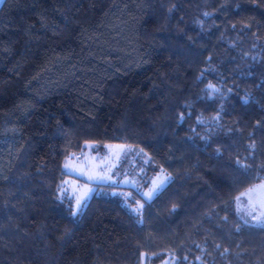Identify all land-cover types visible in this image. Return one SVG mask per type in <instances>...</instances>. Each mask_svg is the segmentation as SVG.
Here are the masks:
<instances>
[{"label":"trees","instance_id":"16d2710c","mask_svg":"<svg viewBox=\"0 0 264 264\" xmlns=\"http://www.w3.org/2000/svg\"><path fill=\"white\" fill-rule=\"evenodd\" d=\"M88 141L170 178L140 212L113 182L76 210ZM261 179L264 0L1 1L0 264H264L237 209Z\"/></svg>","mask_w":264,"mask_h":264},{"label":"rangeland","instance_id":"374dc122","mask_svg":"<svg viewBox=\"0 0 264 264\" xmlns=\"http://www.w3.org/2000/svg\"><path fill=\"white\" fill-rule=\"evenodd\" d=\"M149 161L146 151L135 143L107 141L100 146L88 141L84 148L65 159V168L77 176L66 177L62 193L74 197L77 210V200L81 206L96 189L97 182H113L119 185L113 192L122 194L125 203L140 212L144 199H150L170 178V173L163 169L148 174ZM237 209L244 220L264 225V179L240 191ZM173 262L169 256L158 262L148 261L145 257L140 264Z\"/></svg>","mask_w":264,"mask_h":264},{"label":"snow or ice","instance_id":"6c2138e0","mask_svg":"<svg viewBox=\"0 0 264 264\" xmlns=\"http://www.w3.org/2000/svg\"><path fill=\"white\" fill-rule=\"evenodd\" d=\"M80 208V200H77V209Z\"/></svg>","mask_w":264,"mask_h":264}]
</instances>
